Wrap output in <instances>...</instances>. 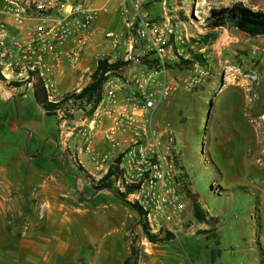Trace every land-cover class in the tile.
Wrapping results in <instances>:
<instances>
[{
	"label": "rangeland",
	"instance_id": "374dc122",
	"mask_svg": "<svg viewBox=\"0 0 264 264\" xmlns=\"http://www.w3.org/2000/svg\"><path fill=\"white\" fill-rule=\"evenodd\" d=\"M42 1L0 0V32L5 45H53L46 36L57 14L41 7ZM85 1L92 8L106 9L103 29L120 28L114 12L116 0ZM185 1L197 7L200 17L181 49L188 55L184 61L191 63L182 59L169 66V77L177 89L156 113V119L168 124L179 144V191L186 201L182 222L173 231L153 230L132 207L135 203L127 196L128 190L120 192L114 187L112 166L106 174L93 177L90 166L86 169L78 163L70 132L92 118V106L69 112L70 118L62 119L61 112L46 116L45 139L59 144L62 155L77 168H72L76 179L63 175L60 195L52 198L62 209L43 213L44 222L39 223L41 233L52 234L68 248L59 264H121L132 250L137 253V264H264V36L250 37L228 26L212 31L214 40L206 39L204 36L211 33L205 22L210 9L239 0ZM240 1L254 10L264 9V0ZM10 2L20 8V22L10 15ZM109 46L103 41V55L98 60L107 57ZM28 70L21 62L15 63L5 83L18 90L19 96L31 90L26 81ZM0 80H4L1 75ZM225 144L236 147L235 159L216 157L218 148ZM105 177L110 189L99 187ZM186 189L212 216L211 225L194 219ZM16 215L18 224L21 218H35L39 212ZM8 231L20 235L18 228L1 229L0 240L9 237ZM215 250L220 254L212 261Z\"/></svg>",
	"mask_w": 264,
	"mask_h": 264
},
{
	"label": "built area",
	"instance_id": "2783aa9c",
	"mask_svg": "<svg viewBox=\"0 0 264 264\" xmlns=\"http://www.w3.org/2000/svg\"><path fill=\"white\" fill-rule=\"evenodd\" d=\"M15 5L10 2L8 11L20 22V8ZM154 6L159 14L150 17L147 11ZM41 7L57 14L46 36L53 45L22 47L14 42L16 47H10L5 45V36L0 32L3 81L9 82L10 70L21 62L29 69L27 80L28 73L35 72L43 81L48 101L56 102L60 96L53 95L52 72L43 73L38 63L28 57L42 46L58 47L73 38L78 46L93 37L108 42L110 52L103 59L129 64L115 71L118 76L110 74L106 78L92 118L72 128V149L82 167H91L93 177L106 174L113 167L114 187L120 192L129 190L127 196L138 206L150 228L175 230L186 208L179 191L180 150L173 131L168 124L159 123L156 113L177 89L176 82L169 77V66L188 59L181 49L190 28L197 27V7L185 0H116L114 12L120 26L117 30L94 29L101 10L92 8L85 0H43ZM77 56L76 47L71 57ZM63 108H68V114L79 109H71L70 105ZM59 112L63 119V112Z\"/></svg>",
	"mask_w": 264,
	"mask_h": 264
},
{
	"label": "crops",
	"instance_id": "0c3cea01",
	"mask_svg": "<svg viewBox=\"0 0 264 264\" xmlns=\"http://www.w3.org/2000/svg\"><path fill=\"white\" fill-rule=\"evenodd\" d=\"M157 8L154 6L147 11L150 17L159 14ZM99 9L101 14L93 27L103 30L106 15L103 16V6ZM76 44L73 38L58 47L42 46L35 55L28 57L38 63L43 73L52 72L50 81L54 96L82 89L103 55V40L96 37L81 46ZM76 47L78 56L74 58L71 56ZM44 115L34 101L32 90L19 96L18 90L0 80V230L18 228L20 231L19 236L8 231L9 237L0 240V264H59L60 256L68 252L64 242L39 231V223L44 222L43 213L62 209L60 204L52 203V198L60 195L63 175L72 180L77 177L72 172V168L77 169L76 165L62 155L61 146L45 139V127L49 122ZM38 130L42 132L39 136ZM98 146H101L100 140ZM218 151L216 157L220 160L237 156L234 145H221ZM232 167L234 172L236 167ZM27 212H39V215L21 218L16 224V214Z\"/></svg>",
	"mask_w": 264,
	"mask_h": 264
},
{
	"label": "trees",
	"instance_id": "16d2710c",
	"mask_svg": "<svg viewBox=\"0 0 264 264\" xmlns=\"http://www.w3.org/2000/svg\"><path fill=\"white\" fill-rule=\"evenodd\" d=\"M208 29L211 33L204 36L206 39L214 40L215 33L225 27H234L242 33L247 34L250 37L264 36V9L254 10L251 6L245 5L242 1H236L230 6H221L218 8H212L209 11L207 18L205 19ZM184 63H191L190 61H184ZM129 64L128 61L117 60L113 63H108L107 59H100L97 61L95 68L93 69L90 82L86 84L79 91H72L57 97L56 102L48 101V95L44 88L42 79L36 75L35 72H29V78L27 80L31 85V90L35 103L44 111L46 116L56 115L58 110L63 112V119L70 118V114L67 113L68 108H63L66 105H70V108L82 109L84 106L91 105L93 109L99 103L101 98L102 85L106 78L119 70L123 66ZM113 172H110L112 174ZM89 177V176H87ZM90 178V177H89ZM91 179V178H90ZM93 182V180L91 179ZM111 183L108 181V177L102 178L99 183L100 188H111ZM129 191V190H128ZM188 197L191 198L193 206V217L200 224L211 225L212 216H209L207 212L202 208L201 204L191 196L188 190H185ZM123 199L124 194H119ZM132 207L142 215L138 206L133 204ZM143 230L149 239L153 237L147 232L146 225H143ZM217 245L219 244L216 241ZM220 254L219 250L211 252V260L214 261ZM137 253L132 250L131 254L124 259L121 264H137Z\"/></svg>",
	"mask_w": 264,
	"mask_h": 264
}]
</instances>
